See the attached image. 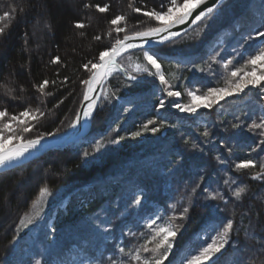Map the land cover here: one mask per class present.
<instances>
[{"label": "trees", "instance_id": "trees-1", "mask_svg": "<svg viewBox=\"0 0 264 264\" xmlns=\"http://www.w3.org/2000/svg\"><path fill=\"white\" fill-rule=\"evenodd\" d=\"M167 2L0 0V14L17 9L10 28L0 36V85L12 88L17 98L0 87V110L18 114L40 107L45 112L38 122L30 121L34 127L29 133L21 132L25 139L64 132L83 98L86 85L81 81L90 76L82 65L96 62L99 52L118 35L114 31L111 37L106 35L116 27L111 19L125 15L126 21L118 26L129 32L143 30L159 23L143 13L160 11L162 4L166 10ZM130 3L141 11L133 12ZM105 4L109 8L101 13L96 5ZM76 22L85 27L77 29ZM258 32H264V0H226L188 33L149 49L160 57L171 90L181 92L180 97H169L168 105L158 110L159 101L167 98L156 82H129L115 73L103 88L91 131L83 141L0 173V264L20 263L22 244L28 248L24 260L30 264L32 257H41V264H129L130 257L118 248L124 247L127 253L139 247L151 235L146 226L149 219L166 222L173 215L179 217L184 207L189 212L185 219L175 221L177 236L164 264H187L207 239V228L222 217L233 219L234 228L232 243L219 254V264H264V180L251 179L260 171L258 166L235 168L247 159L257 165L264 162V146L257 147L261 138L247 130L253 120L261 118V105L248 95L234 103L213 105L192 118L170 111L172 101L189 100L187 90L202 94L208 87H223L228 71L249 69L245 61L264 46ZM96 35L102 39L94 40ZM54 57L60 63H50ZM128 58L143 61L142 51L123 56L119 64L127 74L145 76L127 67ZM226 61H233L228 71L223 67ZM65 77L68 81L61 83ZM45 79L50 82L45 91L51 96H42L33 87ZM256 92L264 97V87L258 86ZM148 120L155 123L144 130ZM233 124L240 126L233 128ZM153 126L160 130L151 132ZM205 130L207 139L200 135ZM133 132L140 135L133 137ZM15 143L9 141L7 146ZM197 182L201 187L193 193ZM238 186L246 188L240 200L231 195ZM42 188L48 190L47 203L34 224L20 232L19 224ZM204 188L220 192L224 199H207ZM137 195L141 203L133 205ZM81 220L96 225V230H80L77 223ZM40 242L49 250L46 256L40 252Z\"/></svg>", "mask_w": 264, "mask_h": 264}, {"label": "snow or ice", "instance_id": "snow-or-ice-1", "mask_svg": "<svg viewBox=\"0 0 264 264\" xmlns=\"http://www.w3.org/2000/svg\"><path fill=\"white\" fill-rule=\"evenodd\" d=\"M204 3L205 0H182V2H180V0H168L166 10H163L165 5L162 4L160 11L152 10L145 11L143 13V15L148 17L150 20L159 22L156 26H150L144 28L143 30L129 32L127 27L118 26L120 22L126 21L125 15H116L113 19H111L110 24L116 27L110 29L106 35L111 37L113 31L118 35L110 47H107L99 52L96 62L89 60L87 63L82 65V67L90 73L88 79L81 81L82 84L86 85L83 93V100L88 103L83 109L77 110L76 117L73 119L71 126L75 127L81 119H88L92 116L93 109L96 105V98L90 96V93L94 91V86L101 84L103 80L120 68L117 58L132 49L139 48L143 53V61L145 62L144 64H135L132 67V71L140 74H147L148 76L159 80L167 97H180L181 92L171 90L172 86L162 71L160 57L156 52L147 49L145 45L153 41L156 43H164L172 37L178 35V33L171 32V28L176 25H182L188 21L189 17L193 15V10L199 8ZM84 6L87 8L90 5L85 4ZM96 7L101 13H103L108 10L109 5L105 4L103 7L96 5ZM205 7L206 11L202 10L199 14L195 15V18L191 20L192 24H197V22L202 23L213 13L214 9L212 7H207L206 5ZM129 8L136 13L141 11L140 8L133 7L131 3L129 4ZM16 12L17 9L13 7L11 11H4L0 14V22H4L0 24V36H3L6 33V30L10 28L11 22L16 18ZM20 13L22 15H26L23 8H20ZM75 27L77 29H83L85 25L83 23L76 22ZM120 33H124L122 38L119 36ZM257 35L264 37V32H258ZM93 39L100 41L102 37L101 35H96ZM135 41H140L141 43H135ZM258 62L260 63L258 64ZM50 63L58 64L60 63V58L54 57ZM232 63L233 61H226L223 64L225 71H228ZM245 65H251V70L247 71L242 68H235L234 70L228 72L227 77H225L223 87H208L202 94H198L196 91H188L187 96L190 98L189 102L180 103L172 101L171 106L179 112L192 114L196 113L201 107L211 109L214 104L223 100L226 96L244 92L249 85L254 88L258 86L264 87V85H261V81H264V46L256 50L254 55L250 54L249 58L245 61ZM258 68L262 70L259 72V76L257 77L256 74ZM123 70L127 71V69ZM241 72H243L242 75ZM130 79H136V77L130 76ZM67 81L68 77H65L64 81L61 83H65ZM49 83V80L45 79L39 84H34L33 87L36 88L42 96H51V92L45 91ZM51 83L55 84L56 81H52ZM0 87L5 88L7 94L12 99L17 98L13 95L14 90L12 88L7 85H0ZM20 91H24L23 87L20 88ZM197 101H200L201 103H197ZM59 103H63V101H59L55 106H58ZM165 107V100L161 99L157 108L159 110L164 109ZM44 116L45 112L41 110L40 107H36L35 109H32L31 107L25 108L18 114H10L6 109L0 110V167L10 166L14 161L19 162L21 158L25 156V153H28L29 150L36 149L38 145H41V142L45 139L44 134L37 135L33 139H25L21 135V132L29 133L34 127L30 121L38 122ZM154 123L155 122L153 120H148V122L143 125L144 130H149V125H154ZM164 126L165 122L160 121V127ZM169 126L175 127V125ZM239 126V124L232 125L233 128H238ZM159 130L160 129L155 126L150 129L153 133H156ZM247 130L258 134L261 138L260 142L257 144L258 148L264 146V116H262L259 121L253 120L252 123L247 126ZM49 135L52 134L49 133ZM139 135L140 132L132 133L133 137ZM200 135L207 139L209 132L208 130H205L201 132ZM9 141H16V143L11 147H8L7 145ZM185 143L187 144L188 141L185 140ZM100 146V143L97 142L96 147L99 148ZM192 146L195 148L196 144L193 143ZM83 155L87 157L89 153L85 152ZM221 162L223 163V161ZM257 166L260 171L254 172L251 179L264 180V162H260L259 165H257L255 160L247 159L235 164V168L237 170L249 168L255 169ZM201 180H203V177H201ZM228 183L229 181L225 180V184ZM200 187V182H197L193 186L192 192L196 193L197 189ZM245 192V187L238 186L232 191L231 195L235 197L236 200H240L242 194ZM204 193H206V198L209 200L224 199L218 191L213 192L208 188H204ZM40 196L42 199L48 196L47 188L41 189ZM140 203L141 197L137 195L133 200V205H139ZM171 207L174 208L175 206L172 205ZM188 212L189 208L184 207L179 217L173 215L163 224L159 223L157 219H149L146 222V226L151 230V235L145 240V242L127 253H125L124 247H119V253L130 257L129 264H131L132 261H135V264H164V261L169 256V252L172 251L174 247L173 238L177 236L179 225L176 224L175 221L177 219H185ZM34 215H38V213H34ZM25 222H32L31 217L27 214L24 219L21 220V223ZM233 228V219L224 217L219 218L215 224L210 225L206 230L207 239L199 247L198 253L191 255V257L187 259V264H203L204 261H211V264H219L218 254H222V250L225 249L226 245L232 243L230 237ZM217 229H219V231H217ZM212 232H215V235H211ZM13 239H15V237H13ZM35 264H41V262L37 260ZM113 264H115V262H113Z\"/></svg>", "mask_w": 264, "mask_h": 264}, {"label": "water", "instance_id": "water-1", "mask_svg": "<svg viewBox=\"0 0 264 264\" xmlns=\"http://www.w3.org/2000/svg\"><path fill=\"white\" fill-rule=\"evenodd\" d=\"M225 1L226 0H205L204 4H202L199 8H196L193 10V15L191 17H189L188 21H186L182 25H176L173 28H171L170 31L174 32V33H178V35L172 37L170 40H168L164 43H156L155 41L150 42L149 44L145 45V47L147 49L157 48V47L163 46L165 44H168V43L180 38L181 36L188 33L190 30H192L198 24L201 23V22H197V24H192L191 20H193L195 18V15L199 14L200 11H202V10L206 11L205 5L207 7H212L215 11ZM135 43H141V42L135 41ZM136 51H140V49L139 48L132 49V50H129L128 52L123 53L120 57L117 58V61H119V59L122 58L123 56L128 55V54L133 53V52H136ZM115 72H118L119 74H121L125 78V80H127L129 82H136V81H139L142 79H151V80L157 81L158 84H160V82L158 80H156L154 77H151L148 75L143 76L142 78L130 79V76H127V74L125 73V71L122 69L121 66ZM109 78H110V76H108L105 80H103V82L101 84L94 86V91L92 93H90V96H93L96 98V105L93 109V113H92V116L90 118L81 119L75 127L71 126L72 125V123H71V125L62 133H59V134H56V135H53L50 137H45V139L41 142V145H38L36 149H31V150H29L28 153H25V156L22 157L19 162L14 161L10 166L0 167V173L7 171V170H10V169H13L15 167H18L20 165L26 164V163H28L32 160H35V159H37V158H39V157H41V156H43L49 152H52L55 150H63V149L68 148L69 146H72L74 144H77V143L83 141L84 138L91 131V123H92V120H93L94 115L96 113V110L98 108L100 96H101L102 91H103V87ZM85 88H86V86H85ZM87 103L88 102L84 101L82 98V101H81V104H80V107L78 110L86 107ZM11 146H8V147H11Z\"/></svg>", "mask_w": 264, "mask_h": 264}, {"label": "rangeland", "instance_id": "rangeland-1", "mask_svg": "<svg viewBox=\"0 0 264 264\" xmlns=\"http://www.w3.org/2000/svg\"><path fill=\"white\" fill-rule=\"evenodd\" d=\"M208 18V17H207ZM121 59V58H120ZM119 59V60H120ZM118 63H119V61H118ZM137 63H140V64H144L145 62H143V61H140V60H135V59H130V58H128L127 60H126V65H127V67L129 68V69H131V71H132V67L135 65V64H137ZM260 62H258V64H259ZM120 65V64H119ZM252 67V66H251ZM251 67L249 68V69H246L247 71H250L251 70ZM123 69V68H122ZM262 69H257V74H256V76L258 77L259 76V72L261 71ZM228 72H230V71H228ZM115 73H118V72H115ZM115 73H113L112 75H110V77H112ZM125 73H126V71H125ZM136 73V72H135ZM127 74V73H126ZM137 74H140V73H137ZM243 74V72H241V75ZM145 76L147 75V74H144ZM127 76H132V75H130V74H127ZM143 76H141L140 78H142ZM137 78V77H136ZM143 80V79H142ZM151 80V79H150ZM139 81H141V80H139ZM154 82H156L157 83V85H158V87H159V89H160V91H162L163 92V94L166 96V93L163 91V86L161 85L160 86V84H158V82L157 81H155V80H153ZM159 81V80H158ZM136 82H138V81H136ZM106 84V83H105ZM105 86V85H104ZM104 88V87H103ZM256 88L257 87H252L251 85H249L248 86V88H246L245 89V91L244 92H242V93H238V94H234V95H231V96H226L223 100H220L218 103H216V104H214V107H220V106H222L224 103H227V102H237V101H240L242 98H244V97H246V96H248V95H252V96H254V98H255V101H256V103H258L259 105H261V104H263L264 105V97L262 96V95H260V94H258L257 92H256ZM188 91H190V90H187L186 91V95H187V92ZM103 92V91H102ZM102 95V94H101ZM100 98H101V96H100ZM166 100H165V103H166V106L168 105V98L169 97H167L166 96ZM190 99V98H189ZM177 102H180V103H187V102H189V100L186 102V101H184V102H181L179 99H178V101ZM197 103H201L200 101H197ZM99 106V105H98ZM264 106H262L261 105V109L259 110V114H260V116L262 117V116H264V108H263ZM209 110H211V109H206V108H203V107H201V108H199L198 110H197V112L196 113H192V114H189V113H182V112H179L177 109H175L174 107H171V109H170V111L172 112V113H174L177 117H180V118H192V117H195V116H197L198 114H200V113H202V112H206V111H209ZM94 119V118H93ZM93 121V120H92ZM91 125H92V123H91ZM47 203V197H45V198H41V196H39L38 198H37V201L34 203V205H33V207L29 210V212L27 213V215L28 216H30L31 217V219H32V222L31 223H27V222H25V223H21L20 222V224H19V231L20 232H23L24 230H27V229H29L33 224H34V221H35V219H36V217H37V215H34V213H38L39 214V216H38V218L40 217V215H41V213H42V211H43V209H44V206H45V204ZM26 215H24L23 216V218L22 219H24V217H25ZM87 218V217H86ZM91 223H94L92 220L90 221ZM44 223V220H42L40 223H39V228H40V226H42V224ZM163 223H165V222H161V224H163ZM78 226H79V229L80 230H84V231H89V230H96V228H94V227H96V225H93L92 226V224H89L87 221H85V220H81V221H79L78 223ZM96 224V223H95ZM91 225V226H90ZM39 228H38V230H39ZM37 230V231H38ZM37 231L35 230V232L33 233V236H35L36 235V233H37ZM46 231L49 233L50 231H51V228H50V225H49V227H47V229H46ZM56 243H57V246H59L60 244H58L59 243V241L57 240L56 241V239L54 240ZM42 242H40V252H41V254H43V255H47V251H49V250H46V249H44V247L42 246ZM23 246L21 247V249H19V253H20V255H19V258H20V263H18V264H30V263H28V261L26 262L25 260H24V257L26 256L25 255V252H26V250L28 249L27 247H25V245L24 244H22ZM21 251L22 252H24V255H21ZM223 251V250H222ZM218 256H219V254H218ZM37 260H39L40 262H41V257L40 258H35V257H32V261H33V263L32 264H35V262L37 261ZM211 263V261H204L203 262V264H210ZM13 264H15L14 262H13Z\"/></svg>", "mask_w": 264, "mask_h": 264}, {"label": "bare ground", "instance_id": "bare-ground-1", "mask_svg": "<svg viewBox=\"0 0 264 264\" xmlns=\"http://www.w3.org/2000/svg\"><path fill=\"white\" fill-rule=\"evenodd\" d=\"M115 73V72H114ZM108 81V80H107ZM262 106H264L263 104H261ZM264 108V107H263Z\"/></svg>", "mask_w": 264, "mask_h": 264}]
</instances>
